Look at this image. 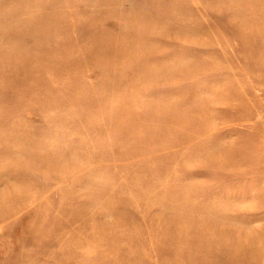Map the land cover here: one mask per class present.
Wrapping results in <instances>:
<instances>
[{"label": "rangeland", "instance_id": "rangeland-1", "mask_svg": "<svg viewBox=\"0 0 264 264\" xmlns=\"http://www.w3.org/2000/svg\"><path fill=\"white\" fill-rule=\"evenodd\" d=\"M4 3L0 264H264V0Z\"/></svg>", "mask_w": 264, "mask_h": 264}, {"label": "bare ground", "instance_id": "bare-ground-1", "mask_svg": "<svg viewBox=\"0 0 264 264\" xmlns=\"http://www.w3.org/2000/svg\"><path fill=\"white\" fill-rule=\"evenodd\" d=\"M51 2V1H50ZM7 3V2H6ZM6 3H4V0H0V15H2L3 14V11L1 10V8H2V6H3V4H6ZM47 4V3H46ZM33 9V8H32ZM43 9V8H42ZM32 12V11H31ZM17 20V19H16ZM2 44V43H1ZM214 217V216H213ZM202 241V240H201ZM209 245H210V243H209Z\"/></svg>", "mask_w": 264, "mask_h": 264}]
</instances>
